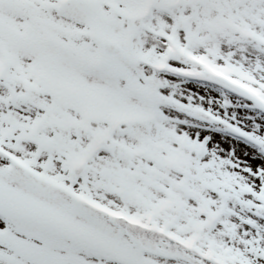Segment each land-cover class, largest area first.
Wrapping results in <instances>:
<instances>
[{
  "label": "snow or ice",
  "instance_id": "obj_1",
  "mask_svg": "<svg viewBox=\"0 0 264 264\" xmlns=\"http://www.w3.org/2000/svg\"><path fill=\"white\" fill-rule=\"evenodd\" d=\"M132 2L0 0V264H264V166L163 107L264 135L161 91L177 34L146 47ZM229 68L264 108V77Z\"/></svg>",
  "mask_w": 264,
  "mask_h": 264
},
{
  "label": "rangeland",
  "instance_id": "obj_2",
  "mask_svg": "<svg viewBox=\"0 0 264 264\" xmlns=\"http://www.w3.org/2000/svg\"><path fill=\"white\" fill-rule=\"evenodd\" d=\"M145 0H133L132 4L130 5L132 9H136L137 7H140L143 5ZM170 0H165V5L163 4V0L159 2V4L156 6V10L159 11H165L167 10L170 12L171 15H168L166 19L160 20L165 22L169 27L166 30L175 28L176 34L178 37L182 38V33L185 31H188L186 29L191 30L194 35L197 36H202L205 34V36L210 35V37H206V42L204 44H195L194 49L196 52H206L208 54L217 53L220 57H226L228 58L232 64L238 65L240 67L248 69L250 72L254 73L257 77L261 78L264 77V62H262L259 58L253 59L252 61L246 60V55L242 53H235L233 51L234 47L236 46H243L244 48H249L252 50V52L256 55H259L261 57H264L262 54L256 52V49L253 47L252 44H249L247 46L241 45L238 42H235L233 40L232 44H226V39L227 37L224 38V42H220L218 38L214 39V35H216L217 30H221V26L218 22V18L216 17L217 11L221 8H226L228 12L232 14V16H243V13H245L248 10V3L247 0H186V2L182 3L183 8L180 11H173L169 8L168 2ZM207 3L206 7H204V4ZM164 6V7H163ZM206 8H209L208 10ZM193 14V15H192ZM189 17V19L193 16L194 18H198V20H195L194 24H190L188 22V27L180 25V21L186 22L183 20H178L180 16ZM170 17V18H169ZM223 17V16H222ZM184 18V17H183ZM188 19V18H186ZM221 19V17L219 18ZM246 22H248L251 26H254L255 28L258 29V31L262 34H264V30L261 28L260 23L252 24L248 19H244ZM261 21H264V18H261ZM137 26L140 28L141 25L139 22H136ZM264 23V22H262ZM152 26H157L159 24L158 21H152L151 23ZM210 29V30H208ZM140 37L143 38L142 34L144 32L140 29ZM142 33V34H141ZM209 33V34H208ZM212 34V35H211ZM221 34V33H219ZM193 35V36H194ZM227 36V35H226ZM203 39V37H200ZM195 40H198L195 38ZM214 43V44H212ZM146 47L148 46V42L146 41ZM163 48V45L157 46V50H161ZM258 51V50H257ZM245 55V58H244ZM176 56V55H175ZM177 57V56H176ZM171 60L170 64H177V59L174 57ZM182 60V59H181ZM183 65L187 64L186 61L183 60ZM259 64V68H258ZM150 71V70H149ZM158 77L163 78L165 74L159 75L157 73ZM170 80L168 81L170 83L169 87H165V94H172L174 98L179 99L181 102H186V103H193V104H200L204 105L211 110H213L215 113L221 114L229 119H231L233 122H236L249 130L254 131V134H261L264 130V120L260 119L257 115H261L264 117V113L261 111H253L251 112L247 108L239 109L237 105H235V99L229 98V96H226L225 99L227 103H223L221 100V96L215 95L214 92L209 93L208 91H202L198 87H193L191 85H181V82L176 80L175 78L169 77ZM196 94V97L191 98L190 95ZM201 94V95H197ZM206 95L207 98H204ZM242 101V100H241ZM243 104H246V102L242 101ZM174 107L168 106L167 111L171 114H175V110H173ZM232 108L235 113L229 112L227 109ZM176 109V108H175ZM177 114V113H176ZM186 115L185 113H182ZM180 117H183L184 115L178 114ZM243 116V117H242ZM181 128H183L185 131H187L190 135H197V134H192L188 131L187 127L184 126L183 124L180 125ZM210 133V132H209ZM200 138L205 137L204 135H199ZM209 142V141H208ZM241 144V143H238ZM208 146V144H207ZM252 150V149H251ZM255 150V149H254ZM253 151V150H252ZM256 151V150H255ZM258 153V152H257ZM260 158V157H259ZM242 165V163H239ZM247 165H251L252 163L250 161L246 162Z\"/></svg>",
  "mask_w": 264,
  "mask_h": 264
},
{
  "label": "bare ground",
  "instance_id": "obj_3",
  "mask_svg": "<svg viewBox=\"0 0 264 264\" xmlns=\"http://www.w3.org/2000/svg\"><path fill=\"white\" fill-rule=\"evenodd\" d=\"M238 1V0H237ZM206 5H208L207 3L204 4V7H206ZM209 6V5H208ZM207 10L209 8H206ZM152 18H156L158 20H160L161 18H163L162 15H154ZM212 35V34H211ZM214 39L218 38V40L220 42H224V38L227 37L226 35H223L222 32L221 34H219L218 32H216V35L213 36ZM149 40V44L148 46L151 45H159L160 44V40L156 39V38H151L148 37ZM231 43L229 40L226 41V44ZM214 44V43H212ZM263 48V47H262ZM233 51L235 53H240L242 51V53H244L246 55V60L252 61L253 59H257L259 58L261 61H264V57H261L259 55H256L252 52V50H250L248 47L244 48L243 46H236L234 47ZM244 55V58H245ZM164 79L169 80L168 77H164ZM170 83L168 82V85L166 86L167 88L169 87ZM166 114H168L171 118L176 119V120H186L188 121L187 124H184L185 126H187L188 129H190L192 131V134H204L206 136L209 137V151H215L219 156L223 157V158H228L231 159L235 162L238 163H242V167L246 166V162L253 161L254 166L259 164L261 165V161L259 159V157L257 156L256 153L252 152L249 147L244 146L242 144H236L231 138L226 137V136H222V135H216V134H207L206 131L202 128L201 124H198L192 120L189 119H185L184 117H179L177 115L174 114V116H172V114L169 113V111H167L165 108L163 109ZM229 112L231 113H235L234 111L227 109ZM264 125V124H262Z\"/></svg>",
  "mask_w": 264,
  "mask_h": 264
},
{
  "label": "clouds",
  "instance_id": "obj_4",
  "mask_svg": "<svg viewBox=\"0 0 264 264\" xmlns=\"http://www.w3.org/2000/svg\"><path fill=\"white\" fill-rule=\"evenodd\" d=\"M247 3L248 10L243 13V16H232L226 8L219 9L216 14L218 22L221 26L222 34L227 35L235 42L244 46L252 44V41L245 33H238L237 26L242 23L243 19H248L252 24L261 23V28L264 30V23L261 22V18H264V0H247ZM176 5H180V7L177 8V11L182 10L183 4L181 3V0H175L173 7H176ZM222 16L227 17V19H219ZM254 47L259 48L261 46L257 44L254 45ZM261 51H264V48H261Z\"/></svg>",
  "mask_w": 264,
  "mask_h": 264
}]
</instances>
